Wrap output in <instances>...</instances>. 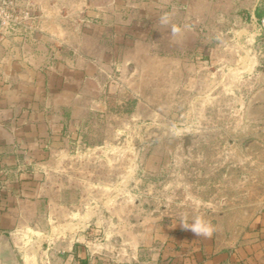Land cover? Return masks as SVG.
Returning <instances> with one entry per match:
<instances>
[{"label": "rangeland", "instance_id": "rangeland-1", "mask_svg": "<svg viewBox=\"0 0 264 264\" xmlns=\"http://www.w3.org/2000/svg\"><path fill=\"white\" fill-rule=\"evenodd\" d=\"M19 2L35 16L25 38L46 18L65 19L60 9L46 17ZM74 8L70 26L94 22ZM257 9L264 13V0H193L183 15L168 14L162 50L137 55L133 47L112 90L58 143L62 157L44 163L36 180L50 198L74 205L83 217L74 227L89 247L139 264L138 243L181 216L219 218L223 226L252 219L264 200V14L257 18ZM173 25L183 27L182 49ZM59 226L51 222L48 231Z\"/></svg>", "mask_w": 264, "mask_h": 264}, {"label": "crops", "instance_id": "crops-1", "mask_svg": "<svg viewBox=\"0 0 264 264\" xmlns=\"http://www.w3.org/2000/svg\"><path fill=\"white\" fill-rule=\"evenodd\" d=\"M24 1L46 17L60 9L65 19L42 20L29 39L0 36V236H9L22 264H135L89 247L74 227L83 218L71 210L74 205L50 198L51 186L45 194L36 179L44 163L62 157L57 145L68 129H79L80 119L112 90L115 72L127 70L132 48L137 55L149 53L147 47L162 50L160 17L183 15L193 0ZM72 6L94 22L70 26L66 17ZM177 26L175 46L182 49L183 27ZM260 145L264 156V138ZM47 173L52 174L48 167ZM215 220H209L216 227L211 238L176 222L142 239L139 264H264V200L248 223L236 226L229 220L223 226ZM44 222L47 230L40 227ZM51 222L62 226L48 231ZM6 263L0 241V264Z\"/></svg>", "mask_w": 264, "mask_h": 264}, {"label": "built area", "instance_id": "built-area-1", "mask_svg": "<svg viewBox=\"0 0 264 264\" xmlns=\"http://www.w3.org/2000/svg\"><path fill=\"white\" fill-rule=\"evenodd\" d=\"M35 16L19 0H0V36H22L33 30Z\"/></svg>", "mask_w": 264, "mask_h": 264}, {"label": "clouds", "instance_id": "clouds-1", "mask_svg": "<svg viewBox=\"0 0 264 264\" xmlns=\"http://www.w3.org/2000/svg\"><path fill=\"white\" fill-rule=\"evenodd\" d=\"M160 23L162 25H168L170 23V16L164 13L160 17ZM180 31L178 26L173 25L171 27V34L173 36L178 35ZM196 203L198 206H207L202 201H197ZM179 224L184 230L191 231L198 237L211 238L216 231V227L203 215L193 217L191 223H189V218L186 215L181 216Z\"/></svg>", "mask_w": 264, "mask_h": 264}, {"label": "water", "instance_id": "water-1", "mask_svg": "<svg viewBox=\"0 0 264 264\" xmlns=\"http://www.w3.org/2000/svg\"><path fill=\"white\" fill-rule=\"evenodd\" d=\"M0 241L4 245V252L6 255V259H7L6 264H22V261L18 255L16 249L13 247L9 236L6 234L1 235Z\"/></svg>", "mask_w": 264, "mask_h": 264}, {"label": "trees", "instance_id": "trees-1", "mask_svg": "<svg viewBox=\"0 0 264 264\" xmlns=\"http://www.w3.org/2000/svg\"><path fill=\"white\" fill-rule=\"evenodd\" d=\"M263 14H264V13H261V12H260V9H257L256 12H255L256 17L259 18V19L262 18Z\"/></svg>", "mask_w": 264, "mask_h": 264}]
</instances>
